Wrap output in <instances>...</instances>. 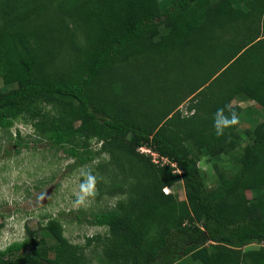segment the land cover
<instances>
[{"label":"trees","instance_id":"obj_1","mask_svg":"<svg viewBox=\"0 0 264 264\" xmlns=\"http://www.w3.org/2000/svg\"><path fill=\"white\" fill-rule=\"evenodd\" d=\"M212 48L221 59L197 80ZM224 73L219 100L201 97ZM0 82L15 146L28 142L10 129L29 123L71 165L107 153L124 175L109 188L123 197L84 218L108 229L99 261L51 217L46 234L26 226L0 248V264H264V118L242 145L231 104L264 110V0H0ZM201 156L237 168L209 188ZM178 182L183 199L163 192Z\"/></svg>","mask_w":264,"mask_h":264},{"label":"rangeland","instance_id":"obj_2","mask_svg":"<svg viewBox=\"0 0 264 264\" xmlns=\"http://www.w3.org/2000/svg\"><path fill=\"white\" fill-rule=\"evenodd\" d=\"M211 50L210 53L203 54L212 56L207 64L205 63L206 66L197 64V80L202 79L210 71L208 67L214 63L216 65L221 59L219 49ZM199 56L201 57V54ZM227 76L224 73L216 82L205 86L200 96L204 98L210 94L207 99L209 102H212V99L219 100V92L215 91H218L221 81L227 79ZM0 88L7 87L0 82ZM187 103L188 100H185L179 106L183 114L188 112ZM231 104L241 107L237 131L242 135V145H245L249 142L245 131L252 130L264 118V110L251 100L235 98ZM16 130H20L24 140L28 142L27 145L15 146L7 138V132L0 130V248L12 241L23 239L27 234L26 226L38 231L41 236L46 234L39 227L44 226L48 218L54 217L61 223L63 235L70 242L84 245L85 259L91 262L99 261L103 257V245L107 242L108 229L90 225L84 218L91 212L112 208L115 202L123 197L120 193L110 194L109 188L112 181L117 182L113 180L114 176L122 180L124 175L114 168V164L112 166L107 163L110 158L107 153L100 154L84 165L73 166V159L61 148L53 147L44 139L36 141L37 136L29 123L16 121L10 129L13 137ZM99 144L92 140V149L99 148ZM5 147L10 149L9 154L4 152ZM15 148H19V151H15ZM225 157L216 162V169L214 160L206 156L200 157L198 164L206 176V185L209 188L215 185L217 172L223 171L229 175L236 170V165L231 164ZM168 191L180 199L185 197L181 182L167 187L166 191L163 189V192ZM246 193L248 197L251 195L249 191ZM91 236L98 238L86 245L87 238ZM258 246L252 242L247 248Z\"/></svg>","mask_w":264,"mask_h":264},{"label":"built area","instance_id":"obj_3","mask_svg":"<svg viewBox=\"0 0 264 264\" xmlns=\"http://www.w3.org/2000/svg\"><path fill=\"white\" fill-rule=\"evenodd\" d=\"M139 150L142 151V152L151 153L152 156H153V159L156 160V156H157L156 153L152 152L149 148H146V147H140ZM163 160L166 161L165 159H163ZM163 189H164L165 191L167 190L166 187L163 188Z\"/></svg>","mask_w":264,"mask_h":264},{"label":"clouds","instance_id":"obj_4","mask_svg":"<svg viewBox=\"0 0 264 264\" xmlns=\"http://www.w3.org/2000/svg\"><path fill=\"white\" fill-rule=\"evenodd\" d=\"M167 188V187H166Z\"/></svg>","mask_w":264,"mask_h":264}]
</instances>
